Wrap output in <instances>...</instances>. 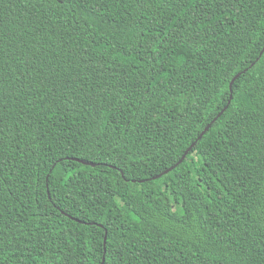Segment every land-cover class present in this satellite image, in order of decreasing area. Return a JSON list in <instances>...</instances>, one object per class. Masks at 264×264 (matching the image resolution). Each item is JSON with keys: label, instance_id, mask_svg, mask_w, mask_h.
<instances>
[{"label": "trees", "instance_id": "16d2710c", "mask_svg": "<svg viewBox=\"0 0 264 264\" xmlns=\"http://www.w3.org/2000/svg\"><path fill=\"white\" fill-rule=\"evenodd\" d=\"M263 49L264 0H0V264H264Z\"/></svg>", "mask_w": 264, "mask_h": 264}, {"label": "water", "instance_id": "95a60500", "mask_svg": "<svg viewBox=\"0 0 264 264\" xmlns=\"http://www.w3.org/2000/svg\"><path fill=\"white\" fill-rule=\"evenodd\" d=\"M264 52V49L262 50V52H261V55H262V53ZM254 65V63L253 64H251V66L250 67H252ZM248 69H245V70H243L242 72H240L239 74H237L234 78H233V80H232V82H231V84H230V87L232 88V85H233V82L237 79V77H239L243 72H245V71H247ZM232 90V89H231ZM233 97V95L231 94V98ZM230 103V102H229ZM228 108V106H226L225 107V109H227ZM224 109V110H225ZM223 110V111H224ZM223 111H221V113H223ZM220 113V114H221ZM219 114V115H220ZM218 119V116L216 117V118H214L213 120H212V122H210L206 127H205V129L203 130V132L199 135V137H198V140H200V139H202V137L204 136V134H206V132L212 127V125H213V123L216 121ZM197 142V141H196ZM196 142H194L186 151H185V153L183 154V156H182V158L175 164V165H173V166H171L170 168H168L165 172H163V173H161L159 176H161V175H163L164 173H167L168 171H170V170H172V169H174L176 166H178L179 164H181L183 161H184V159H185V157L187 156V154L192 150V148H193V146L196 144ZM73 160H75V161H78V162H81V163H83V164H85V165H91V166H96V163H94V162H91V161H86V160H84V159H80V158H74ZM154 178H157V176H155ZM78 220V219H77ZM100 226H102V224H100ZM106 240H107V235H106V237H105V242H106Z\"/></svg>", "mask_w": 264, "mask_h": 264}]
</instances>
